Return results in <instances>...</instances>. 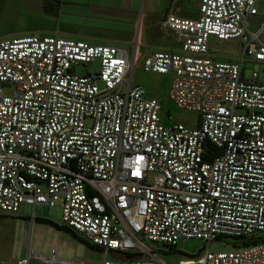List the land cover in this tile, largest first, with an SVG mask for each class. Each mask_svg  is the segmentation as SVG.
Masks as SVG:
<instances>
[{
  "label": "built area",
  "instance_id": "2783aa9c",
  "mask_svg": "<svg viewBox=\"0 0 264 264\" xmlns=\"http://www.w3.org/2000/svg\"><path fill=\"white\" fill-rule=\"evenodd\" d=\"M257 1L198 0L195 19L167 15L179 50L142 61L144 72L171 76L168 98L197 113L195 128L162 124L118 47L0 41V213L59 203L63 227L102 250V264H166L151 246L264 235V83L243 75L245 61L264 65V21L247 25ZM210 37L239 39L240 58L209 56ZM95 62L97 73L75 75ZM26 247L17 264H29ZM176 264H264V241L202 248Z\"/></svg>",
  "mask_w": 264,
  "mask_h": 264
},
{
  "label": "rangeland",
  "instance_id": "374dc122",
  "mask_svg": "<svg viewBox=\"0 0 264 264\" xmlns=\"http://www.w3.org/2000/svg\"><path fill=\"white\" fill-rule=\"evenodd\" d=\"M0 1L7 2L9 0ZM11 1L17 4V1L20 0ZM189 1L191 3L175 2L173 7H181L180 10L183 12L182 18L195 19L197 17L198 0ZM142 3L141 8L137 11L136 22L132 29L133 36L132 33L129 35L131 38L128 40V45L120 46L128 55L129 60H133L131 82L133 85L143 87L147 99L156 100L160 104V118L163 125L167 126L173 122L180 123L187 128H195L198 120L197 113L176 108L168 98L171 76L147 73L142 69V61L145 57L153 54L155 51H163L161 47H163L166 41L163 39L164 33L161 31L160 18L161 14L169 7V2L165 0H142ZM9 8L10 14L13 13L14 9ZM256 10V16H249L247 18L248 29L252 32L256 31L264 21V0L257 1ZM31 17H34V15H24L22 25L26 26L29 24L27 20ZM14 18V15H10L9 19L6 20V31L12 29L13 26H17ZM1 20L2 13L0 14V22ZM35 35L37 37H45L41 34ZM241 50L242 45L239 39L227 41H219L213 37L209 39L208 55L218 60H237L240 58ZM98 71L99 62L91 65L82 63L75 67L74 73L77 76H83L87 73H97ZM252 73L258 75V83H264V65L250 60L245 61L243 63L244 77L248 79ZM35 219L49 220L61 227V229L42 224ZM0 231L6 232L9 237L5 243L8 251L12 252L13 259H19L27 251V248L23 246V240L26 236V242L29 243L30 252L33 254V258L30 259L29 264H51L47 260L51 257L50 251L52 249L57 250L60 255H66V259L72 261V264H102L104 259L101 251L89 246L77 233H74L76 236L74 238L71 232L63 227L59 203L53 207L38 206L34 209L31 206L24 205L20 207L16 215L0 213ZM254 237L260 238L264 237V235L256 233ZM11 240L13 244H11ZM238 242L239 240L237 239L221 238L219 242L206 245L199 240H181L176 245L174 252H169L168 248L163 245H153L151 247L159 249L157 255L166 264H176L188 255L197 253L202 248L203 250L208 248L210 252L218 253L240 248L241 246L237 245Z\"/></svg>",
  "mask_w": 264,
  "mask_h": 264
},
{
  "label": "crops",
  "instance_id": "0c3cea01",
  "mask_svg": "<svg viewBox=\"0 0 264 264\" xmlns=\"http://www.w3.org/2000/svg\"><path fill=\"white\" fill-rule=\"evenodd\" d=\"M165 1L169 2V7L161 14L160 18L161 31L164 33L163 39L166 41L161 48L163 51H178L177 34L165 30L163 22L167 15L183 17L181 7H173L175 2L191 3V1ZM142 4V0H20L17 1V4L16 2L12 3L11 0L0 1V14L2 13L3 20L0 22V41L41 34L45 37L56 36L66 40L85 42L89 45L114 46L122 49L120 46L129 43L128 40L131 38L129 35L132 33L137 11ZM9 7L14 9L11 14L8 10ZM26 14H33L34 17L29 18L27 20L29 24L23 26L22 20ZM10 15L15 16L14 20L17 26L6 31L5 24ZM8 238L6 232L0 231V264H17V261L26 257L27 251L25 254L21 253L22 256L19 259H13L12 252L8 251L5 243ZM86 243L102 252L88 242ZM23 246L27 248L26 236L23 240ZM52 251H54V260H52ZM50 256L47 261L51 264H72V261L66 259V255H60L57 250L52 249Z\"/></svg>",
  "mask_w": 264,
  "mask_h": 264
},
{
  "label": "trees",
  "instance_id": "16d2710c",
  "mask_svg": "<svg viewBox=\"0 0 264 264\" xmlns=\"http://www.w3.org/2000/svg\"><path fill=\"white\" fill-rule=\"evenodd\" d=\"M35 220H38V222H40L42 224H45V225H48V226H51V227H54L56 229H61V227L53 224L49 220H46V219H35ZM66 230H68V229H66ZM68 231L71 232V234L73 235L74 238H76L74 232H72L70 230H68ZM261 240L264 241V237L257 238V237L253 236V237L249 238L248 240H245V241H242V242H238L237 245H241L242 247H250V246L257 245L259 243V241H261ZM233 245H235V244H233Z\"/></svg>",
  "mask_w": 264,
  "mask_h": 264
},
{
  "label": "water",
  "instance_id": "95a60500",
  "mask_svg": "<svg viewBox=\"0 0 264 264\" xmlns=\"http://www.w3.org/2000/svg\"><path fill=\"white\" fill-rule=\"evenodd\" d=\"M113 257H115L116 259L122 260V261H126V260H135V259H139L140 256H133V257H127L124 254H120V253H116L114 252Z\"/></svg>",
  "mask_w": 264,
  "mask_h": 264
}]
</instances>
